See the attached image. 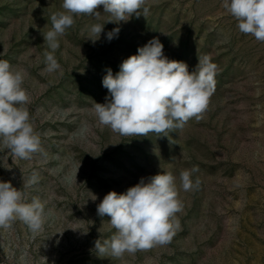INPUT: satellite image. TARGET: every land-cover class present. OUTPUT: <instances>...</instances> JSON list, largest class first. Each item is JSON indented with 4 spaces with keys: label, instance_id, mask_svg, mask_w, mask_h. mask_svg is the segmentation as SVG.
Returning <instances> with one entry per match:
<instances>
[{
    "label": "rangeland",
    "instance_id": "1",
    "mask_svg": "<svg viewBox=\"0 0 264 264\" xmlns=\"http://www.w3.org/2000/svg\"><path fill=\"white\" fill-rule=\"evenodd\" d=\"M61 5L0 0V59L28 73L27 108L42 149L24 160L0 145V181L45 209L39 233L18 219L0 227V264H264V42L241 33L222 0H147L146 15L141 9L119 23L108 22L114 18L101 6L98 19L74 17L55 52L62 72L47 73L42 33ZM94 24H105L95 42ZM114 28L120 31L109 41ZM154 37L190 72L198 57H209L217 66L215 89L199 121L167 136L121 137L98 123L93 105L109 96L107 70L118 73ZM193 166L199 184L186 192L179 175ZM162 172L177 177L182 205L171 240L119 258L100 256L95 241L115 229L97 205L108 192L123 193Z\"/></svg>",
    "mask_w": 264,
    "mask_h": 264
},
{
    "label": "clouds",
    "instance_id": "2",
    "mask_svg": "<svg viewBox=\"0 0 264 264\" xmlns=\"http://www.w3.org/2000/svg\"><path fill=\"white\" fill-rule=\"evenodd\" d=\"M146 3L147 0H62L63 11L51 15L52 27L42 33L46 45L44 71L62 72L55 52L60 47L59 38L74 25L75 16L98 19L101 12L97 9L102 6L103 13L114 18L108 22H127L133 15L139 16L141 9L146 15ZM222 7L237 22L241 33L264 42V0H222ZM105 24L91 27L96 37L90 38L93 42L99 39ZM119 31L112 29L107 39L111 41ZM216 70L217 66L205 56L198 57L195 70L190 72L185 62L165 56L162 43L154 37L139 47L136 55L125 59L118 73L113 75L111 69L107 70L102 84L109 96L105 103H94L93 112L101 126L121 137L150 133L167 136L170 131L182 129L190 119L202 118L215 89ZM27 75L26 70L0 59V145L10 150L12 158L24 160L42 151L27 108L30 96L23 86ZM197 171L196 166L181 170L182 190L187 192L198 186L199 180H192ZM176 181L171 172H162L141 178L123 193L108 192L97 205V214L109 217L115 232L103 242L95 241L96 252L119 258L125 252L167 244L180 227L176 213L182 205ZM35 182L34 176L30 183ZM17 219L33 233L41 232L45 224L44 205L38 198L25 202L22 192L11 182L0 181V227L7 228Z\"/></svg>",
    "mask_w": 264,
    "mask_h": 264
}]
</instances>
